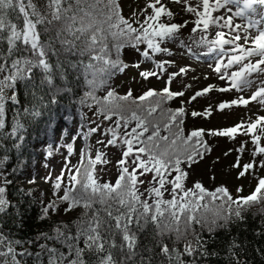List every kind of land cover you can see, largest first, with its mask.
I'll return each mask as SVG.
<instances>
[{"label": "snow or ice", "instance_id": "1", "mask_svg": "<svg viewBox=\"0 0 264 264\" xmlns=\"http://www.w3.org/2000/svg\"><path fill=\"white\" fill-rule=\"evenodd\" d=\"M173 2H183L184 11L195 19L173 22L174 13L161 0H146L145 7L129 18L123 15L120 0H47V13L33 0H0V149L5 150L0 158V264H207L209 257L220 255L212 250L214 237L243 223L246 213L255 209L252 215L260 216L264 226V175H257L264 170V115L254 113L255 119L249 116L232 127L208 132L233 141L238 136L246 138L224 156L238 153L230 165L236 179L251 176L257 181L248 195L242 194V187L236 188L235 196L225 185L209 190L200 181L186 187L189 173L184 166L190 168L211 149L203 139V129L186 134L183 127L187 115L183 105L213 90L245 92L255 85L247 98L240 95L220 102L217 108H247L253 102L264 108V79H260L264 77V0H197L195 7L188 0ZM17 9L16 20L22 17V24L9 18ZM217 12L221 14L214 15ZM236 19L242 23H234ZM189 23L191 33H199L193 42L207 48L203 55L215 61L209 67L226 86L209 84L187 100L181 99V107L165 108L168 101L185 97L184 91H173L171 85L190 69L168 72L167 66L174 61L155 57L173 54L169 42L179 40L184 47L180 33ZM213 28L217 29L214 35ZM126 48L134 49L143 60L125 63L121 53ZM145 61H151L155 70L139 75L145 80L166 76L162 89L150 88L139 96L131 89L124 95L114 90L103 97L96 95L117 73L129 66L139 69ZM81 76L88 90L78 103L89 110L95 107L93 115L109 122L102 127L90 121L95 127L83 136L86 139L102 130L105 139L97 144L119 148L118 175L114 183L101 182L96 166L109 161L99 149L94 158L90 150L80 149L79 165L70 166L69 157L75 154L74 145L81 135L77 133L57 148L67 151L60 174L54 181L51 173L45 177V182L52 183L53 198L39 201L38 219L48 222L47 229L32 239L16 237L4 230L6 217L19 229L25 226L19 205L8 196L13 181L3 170L9 159L5 141H12V148L19 150L27 132L24 120L40 117L48 104H58L59 96L73 93L71 78L78 83ZM20 85L30 90L31 107L20 100ZM245 153L247 162L242 159ZM47 155H52L51 144ZM26 195L31 196V191ZM77 209L81 211L71 220L53 219L61 210L67 215ZM256 235L264 232L258 230ZM242 251V242L233 236L227 244V264H249L241 259Z\"/></svg>", "mask_w": 264, "mask_h": 264}, {"label": "rangeland", "instance_id": "2", "mask_svg": "<svg viewBox=\"0 0 264 264\" xmlns=\"http://www.w3.org/2000/svg\"><path fill=\"white\" fill-rule=\"evenodd\" d=\"M167 4L171 5L172 11L178 23H182L183 20H194L195 16L191 13H186L184 11L185 5L182 3L176 4L173 0H163ZM123 13L126 15H132L134 11H138L141 8L145 7L146 0H120ZM188 2L195 7L197 5V0H188ZM220 12L214 13V15H220ZM236 24L242 23L241 20L236 19L234 21ZM193 25L189 23V25L181 30L180 38L184 41V47L180 46L179 40L176 42H169L168 47L172 51L171 56L157 54L155 57L156 60L168 59L174 61V64L171 66H167L168 72H178L181 67H189V71L187 74H182L178 76L172 83L171 88L173 91H184L185 97L179 98L187 100L188 97L193 95L195 91L201 90L209 84L216 85L218 87L226 86L225 81H221L218 76L212 71V68L209 67L211 64L213 67L215 66V61L210 59L208 56L203 55V53L207 52V48L204 46H197L193 41L199 39V33L193 35L189 30ZM217 29L213 28L212 33L214 35ZM227 32V28L224 29ZM255 35V31L252 32ZM188 48H191V52L188 51ZM256 58H253V62ZM143 60L142 57L136 53L134 49L128 51L124 56L125 63L132 65L137 61ZM223 62H227V57L224 58ZM144 70H155L154 65L151 61H145L141 63L139 69L135 67L129 66L123 74L119 75V80L122 78L125 84L121 85L120 92H123L126 87H131L140 91L138 89H143L147 86H150L154 89H161L165 86V81L167 79L164 76L163 79H157L156 77H149L147 80L137 77L140 71ZM236 70V68H232L231 71ZM205 76L208 79H205ZM195 78V79H194ZM253 78H256V74H253ZM260 79H264V77H260ZM185 85H191L190 88H186ZM135 87V88H134ZM255 90V85L251 89L246 90L245 92H237L233 89L230 92L220 93L218 91L213 90L209 94L197 98L192 103H185L183 106L186 108V118L184 119V129H188L189 127L196 126L199 129H203L205 131V139L210 141L209 145L212 150L209 153V156L198 161L193 165L189 170V179L188 182H194L198 179L203 180L205 184H209L210 182L218 183L223 182L230 191L236 193L237 187H242L243 184L248 180L247 178H242L240 180L236 179V173L234 169H230V165L235 161V157L238 155L235 151L231 152L227 157L224 156V153L229 149H233L239 145V140L241 137H238L236 141L228 140L227 138L221 136H213L209 135V130H220L228 127H232L235 124L239 123L242 119L247 120L249 116L252 119H255V114L264 115V108H261L255 102L251 103L247 108L243 106H233L230 109H225L220 111L217 108V105L220 102L230 101L240 95L247 96L251 95V92ZM10 94V93H9ZM207 110V112L205 111ZM193 111L201 113V115L193 117L191 113ZM94 112L89 111L86 115L88 128L95 127V124L90 123V121L95 120L97 123H102L103 126H107L109 122L103 121L102 117H97L93 115ZM210 113V114H209ZM11 113L9 112V122H10ZM79 125L78 122L75 123L71 130H65V127L60 124L59 128L55 132V141L52 146V154L51 156L47 155V151H42L40 157L37 156L36 164L32 166L30 169L26 170L25 174L18 177V180L22 185L28 184V180L34 179L35 184H37L40 188V199L44 201H48V198L52 197V183L45 182V177L51 173L52 181L55 180V177L58 176L61 172V169L64 167V157L67 155L66 148L58 146L71 142L72 137L76 136ZM88 130V129H87ZM66 131V132H65ZM65 132V133H64ZM63 137V139H61ZM110 138V136H109ZM244 138V137H243ZM105 139L102 130L89 135L88 141V151L90 150V155H96L97 149L107 153V160L109 163L97 164V170L101 177V180H109L112 181L115 177L118 166L117 160L121 157V152L117 147L104 148L102 145L97 144V140ZM43 146H46L44 142L41 143ZM84 146L83 141L81 139V135L77 138L75 142L76 152L71 157L70 166H76L80 160L79 150ZM250 146V144H249ZM47 150V149H46ZM4 155L3 150L0 149V158ZM242 159L247 162L249 159V155L243 156ZM7 162L3 166V170L6 171ZM103 169V171H100ZM7 178L9 179L8 172ZM215 176V179H211V177ZM151 177H147L150 179ZM222 181H219V180ZM17 180V179H16ZM65 182H67V174L65 175ZM36 189V188H35ZM33 189V190H35ZM38 189V188H37ZM250 189L246 188L243 193L249 192ZM38 192H36L37 194ZM43 193V196H41ZM242 193V194H243Z\"/></svg>", "mask_w": 264, "mask_h": 264}, {"label": "trees", "instance_id": "3", "mask_svg": "<svg viewBox=\"0 0 264 264\" xmlns=\"http://www.w3.org/2000/svg\"><path fill=\"white\" fill-rule=\"evenodd\" d=\"M161 2L169 9L172 11V6L161 0ZM25 3H27V0H25ZM33 3H35L38 8L44 12L47 13L48 9L46 7L47 5V0H33ZM173 12V11H172ZM18 9L17 12L15 13H10V19L13 20V22H18L22 24V17L20 21L16 20V16L18 15ZM123 15L126 18L131 17L132 15H126L123 13ZM165 21H167V16L162 17ZM177 22L175 16H174V21ZM193 27V26H192ZM191 27V28H192ZM190 28V32H191ZM54 34V32H53ZM6 47V46H5ZM168 47V44H167ZM132 50L131 48H126L122 51L121 56L122 59L124 60L125 54L128 53V51ZM123 73H117L114 77H112L107 84H105L103 87L99 88L96 91V95L98 97H103L106 95L108 90H114L118 95H124L129 89L132 90L134 96H139L141 95L144 91L152 88L150 86H147L143 89H138L140 91H137L136 89H133L131 87H126V89L123 92H120V86L125 84L126 81H124L122 78L119 80L118 78L120 77ZM137 77L140 79V75L138 73ZM59 83V81H58ZM71 86L73 88V93H66L58 97V104H48L47 108L43 110V115H41L38 118H26L24 120V123L26 124L27 132L25 133V140L19 150L12 148V141H5V144L7 146V155L9 157L7 161V168L6 171L8 172L9 179L13 181L11 185L8 186V196L9 199L12 200L14 204H18L20 207V211L23 214L24 220H25V226L22 229H19L16 227L15 223L13 222L12 219L10 218H5L6 223L4 225V230L7 232L11 230L16 237L22 238V239H32L36 233L42 230L47 229V224L48 222L45 221H40L38 219L39 214H40V203L39 201L41 200L39 195H40V188L38 187L37 184H26L22 185L20 181L18 180L19 176H22L23 174V169L29 166H34L35 165V160L37 156L41 154V152L46 151L48 149L49 144L54 143L55 141V132L57 130L58 124H62L65 127V130H71L73 126L75 125L76 122H78L79 128L77 129L78 133H81V139L83 141V149L85 151H88V141H89V136L85 139L83 136V133L87 132L88 130V124H87V113L89 111L95 112V107H93L91 110H89L87 107H83L78 103V100L81 96H83V93L87 91V87L84 84L83 77L81 76L80 81L77 83L73 78H71ZM135 88V87H134ZM154 89V88H152ZM162 89V88H161ZM160 90V89H156ZM173 90V89H172ZM28 89L24 88L23 85H20L18 88V96L24 106L31 107V104L29 101L31 100V96L29 94ZM50 99V97H46V100ZM180 99H173L170 100L164 105L165 108H172L176 109L181 107ZM11 107V105H9ZM19 107V106H17ZM60 111V112H59ZM81 112L85 114L84 118L81 117ZM11 113V112H10ZM186 116L184 117V119ZM36 120L35 123L32 121ZM60 122V123H59ZM44 123L45 124V131L40 134V135H35L33 134L34 130L37 128V125ZM134 126V125H133ZM193 129H199L196 126L189 127L188 129H184L185 133L187 134ZM66 132V131H65ZM64 132V133H65ZM162 134H167V133H162ZM240 140L246 139L245 137L243 138L242 136ZM237 137V139H238ZM47 139L46 146H43L41 143L43 142L44 139ZM227 138V137H224ZM203 139L207 142L209 148L212 150L211 146L209 145L210 141H207L205 139V136H203ZM230 140L229 138H227ZM239 140V142H240ZM251 147V145L249 146ZM3 152H5L4 149H2ZM211 152V151H210ZM206 153L204 156V159L206 156H209V153ZM248 154L245 153L244 156H247ZM92 156V155H91ZM94 158V156H92ZM200 161V160H198ZM197 161V162H198ZM80 162V160H79ZM79 162L77 165H79ZM76 165V166H77ZM195 165L192 164V166ZM191 166V167H192ZM97 167V166H96ZM185 170L188 171L190 168H188L186 165L184 166ZM118 175V171L111 181L112 183L115 182V179ZM257 175H264V170H258ZM17 179V180H16ZM110 181V179L106 180ZM200 181L207 189L209 190H214L215 187L219 185H224L222 184L223 182H218V183H213L210 182L209 184H205L203 180H196ZM219 181H222L221 179ZM101 182H105V180H101ZM195 182V181H194ZM194 182H186V187H192ZM256 180L249 176L248 180L243 184L242 188L243 191L246 188H249V192L243 193V195H248L251 193V191L254 190L256 186ZM36 188V189H35ZM38 188V189H37ZM20 189H23L24 191L21 192ZM35 189V190H33ZM31 191L32 195L28 196L26 195L27 192ZM36 192H38L36 194ZM232 192V191H231ZM61 195L63 194L62 192L60 193ZM232 194L235 196L237 193ZM165 198H170L165 196ZM50 200V198H48ZM52 199V198H51ZM47 202V200L45 201ZM66 205L62 206L65 207ZM14 211V210H13ZM79 211L81 209H77L76 211L69 213L65 215L63 211L61 210L60 216H54V220H59V219H64V220H71L75 218L76 215H78ZM255 209H252L250 212L246 213V220L243 223L233 225L231 227L230 232L226 231H220L215 237H214V243L212 244V250H216L220 252L219 256L216 257H209L207 264H227V261L225 259L226 256V249H227V244L228 241L234 236L237 237L240 242H242L243 245V251L240 253V257L242 260L249 262V264H264V257H262L261 253H264V235L257 236L256 232L258 230L264 232V226L261 225V217L260 216H253L252 212H254ZM259 249L260 251H257Z\"/></svg>", "mask_w": 264, "mask_h": 264}, {"label": "bare ground", "instance_id": "4", "mask_svg": "<svg viewBox=\"0 0 264 264\" xmlns=\"http://www.w3.org/2000/svg\"><path fill=\"white\" fill-rule=\"evenodd\" d=\"M60 112V111H59ZM33 123H35L36 122V120H34V121H32ZM60 123V122H59ZM59 124H58V127H57V129L59 128ZM46 129H45V124L44 123H41V124H39V125H37V128L34 130V132H33V134H34V136L36 135H40V134H42L44 131H45ZM47 141V139L45 138L44 140H43V142H46ZM53 144V143H52ZM47 151V150H46ZM53 152V151H52ZM3 153H5V152H3ZM52 154H54V153H52ZM38 157H40V155L38 156ZM35 162H37V160H35ZM36 164V163H35ZM32 167V165L31 166H29V167H26V169L24 168L23 169V174H25V172H26V170H28V169H30ZM22 174V175H23Z\"/></svg>", "mask_w": 264, "mask_h": 264}]
</instances>
